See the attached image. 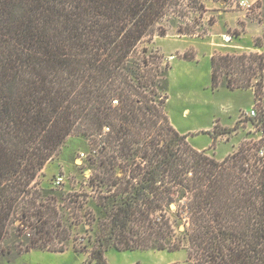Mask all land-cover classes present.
<instances>
[{
    "label": "trees",
    "instance_id": "16d2710c",
    "mask_svg": "<svg viewBox=\"0 0 264 264\" xmlns=\"http://www.w3.org/2000/svg\"><path fill=\"white\" fill-rule=\"evenodd\" d=\"M184 4L0 0V257L64 252L83 222L95 233L85 264H108L112 247L185 246L189 264H264V134L223 159L195 148L166 110L171 65L144 45L166 35L167 15H186ZM211 65L214 89L255 86L264 100L263 52L218 53ZM242 119L204 132L214 145ZM74 134L102 155L90 176L95 207L39 180Z\"/></svg>",
    "mask_w": 264,
    "mask_h": 264
},
{
    "label": "rangeland",
    "instance_id": "374dc122",
    "mask_svg": "<svg viewBox=\"0 0 264 264\" xmlns=\"http://www.w3.org/2000/svg\"><path fill=\"white\" fill-rule=\"evenodd\" d=\"M184 2L181 9L186 15L180 16L177 12L167 15L160 22V26L167 31L166 35L157 34L150 43H144V45L162 55L164 63L171 65L167 88L169 98L166 103V110L171 121L180 131L189 134L188 141H191L195 148L207 146L205 149L209 155L223 159L227 154L237 150L240 145H249L261 139L263 131L248 119L264 112V100L256 95L253 99V94L245 89L230 90L224 86L214 89L211 61L204 55L201 56L200 62L175 59L170 63L163 51L170 56L171 51L178 47L180 49L178 52H181L179 57L184 58L186 54L194 59L198 50L196 43H207L212 39V32H221L220 34L223 35L218 36L217 40L223 41L227 50L235 49L231 45L239 43L245 46H262L264 53V32L263 26H260L264 25V0L256 5L260 6L259 9L257 7L252 11L245 10V13H232L233 8L229 5L232 3L231 0H192V2L184 0ZM234 9L244 10L237 7ZM221 10L230 12L221 13ZM225 15L237 20L240 27L233 28V24L228 25L229 20ZM246 20L252 23L249 29L247 28L248 31H246L248 24ZM229 33L233 34V38L226 42L223 36ZM191 45H196V49ZM239 48L237 53L227 52L226 54L254 52L251 49L244 51V47ZM252 102L253 106L250 107ZM252 108L256 110L255 116L249 114ZM186 109L188 112L185 111ZM235 116L243 117L241 127L229 133L230 135L220 136L212 145L210 134L202 130H208V128L214 130L216 125L218 130L231 128L234 126L231 123ZM97 148L99 146L92 141V137L82 134L70 136L58 153L47 163L39 180L47 186L58 188L62 184L65 191H78L81 195L80 199L87 197V205L95 207V203L88 201H95V198L91 196L96 195V192L90 186V176L96 172L92 162L98 161L102 156L96 157L94 149ZM82 153H85L86 157L82 156ZM59 178H62L61 184L57 182ZM86 193L90 196L88 197ZM72 220L71 217L69 223ZM88 227L89 224L83 222L76 226L71 238L65 242L68 249L64 252L41 248L22 253L12 252L1 256L0 264H85V260L90 256L95 237L94 231L88 230ZM184 229L185 225L182 221L178 224V234L181 235L180 230ZM12 241L13 239L9 238L7 243ZM106 260L108 264H189L187 246L173 252L140 249L120 251L112 247L106 252Z\"/></svg>",
    "mask_w": 264,
    "mask_h": 264
},
{
    "label": "crops",
    "instance_id": "0c3cea01",
    "mask_svg": "<svg viewBox=\"0 0 264 264\" xmlns=\"http://www.w3.org/2000/svg\"><path fill=\"white\" fill-rule=\"evenodd\" d=\"M229 5H230V7L231 8H233V12L232 13H237V12H239V13H245V9L244 10H241V9H239V10H237V9H234V6L233 5H231V3H229ZM260 7V6H259ZM259 7H258V9H259ZM224 13V12H227V13H229L230 11H222L221 10V13ZM244 15V14H243ZM246 15V14H245ZM226 17H227V15H225ZM228 18V17H227ZM232 19V20H231ZM228 25L229 24H233V28L234 27H240V25L237 23V20H234V18H228ZM246 22L248 23L247 25H246V31H248V29H249V26L252 24V23H250V21H247L246 20ZM260 26H263V28H262V30H263V32H264V25H260ZM248 28V29H247ZM212 32V31H211ZM210 32V33H211ZM214 33V34H213ZM221 33V32H220ZM220 33H215V32H212V39H211V41H208L207 43H204V44H200V43H196L197 44V48H198V50H196V56L194 57V59H192V60H188V59H185V58H183V57H179V55L181 54V52H178V51H180V49L178 48V47H175L172 51H171V53H170V56H168L169 54L168 53H165L164 51H163V53L165 54V57H166V59L167 60H169L170 61V63L173 61V60H175V59H180V60H184V61H187V62H192V61H196V62H200V59H201V56L202 55H204V57L206 58H208L210 61H211V59H212V56L215 54V53H224V54H226L227 52H230V53H232V52H235V53H237V50L238 49H240L239 47H244V51H246V50H248V49H251V50H253L254 52H262V50H263V47L262 46H258V47H254L253 45H250V46H245V45H243V44H239V43H234L233 45H231L232 46V48H235V49H232V50H227V49H225V44L223 43V41H221V40H217L218 39V36H222L223 34H220ZM184 35V34H183ZM242 36H243V34H241ZM191 36V35H190ZM253 36V35H252ZM192 37H195V36H192ZM193 48H195V46L196 45H191ZM196 49V48H195ZM243 51V52H244ZM238 52H240V51H238ZM211 72H212V65H211ZM224 87H226V86H224ZM239 89H241V88H238V90ZM231 90V89H230ZM235 90H237V89H235ZM242 90H244V89H242ZM245 90H248V91H250L252 94H253V99H254V97H255V88L252 86V87H250V88H246ZM253 101V100H252ZM253 106V102H252V104H251V106L250 107H252ZM186 112H188V109H186L185 110ZM241 111V110H240ZM238 116H235V118H234V121H233V123H231L232 125H235V123H236V121L238 120ZM216 119V118H215ZM171 120V119H170ZM171 123H172V125L176 128V130L177 131H179L181 134H185L186 132H183V131H180L178 128H177V126L171 121ZM226 125H228V124H226ZM210 128H208V130H209ZM208 130H202L203 132L204 131H208ZM190 137V136H189ZM188 137V138H189ZM190 140V139H189ZM191 142V141H190ZM195 147V146H194ZM207 146H202V147H196L197 149H205Z\"/></svg>",
    "mask_w": 264,
    "mask_h": 264
},
{
    "label": "built area",
    "instance_id": "2783aa9c",
    "mask_svg": "<svg viewBox=\"0 0 264 264\" xmlns=\"http://www.w3.org/2000/svg\"><path fill=\"white\" fill-rule=\"evenodd\" d=\"M259 1L261 0H231V5H233L234 7H237V8H242V9H245V10H249V11H252L253 8L256 9L257 7L259 6H256ZM224 37V40L226 42H229L232 40L233 38V34L229 33V34H226L223 36ZM249 114L251 116H255L256 115V110L255 108H252L250 111H249ZM97 150L94 149V152H96ZM82 156L86 157L85 153H82ZM62 178H59V180L57 181L58 184L62 183L61 182Z\"/></svg>",
    "mask_w": 264,
    "mask_h": 264
},
{
    "label": "water",
    "instance_id": "95a60500",
    "mask_svg": "<svg viewBox=\"0 0 264 264\" xmlns=\"http://www.w3.org/2000/svg\"><path fill=\"white\" fill-rule=\"evenodd\" d=\"M172 207L174 208L175 207V204H172Z\"/></svg>",
    "mask_w": 264,
    "mask_h": 264
}]
</instances>
